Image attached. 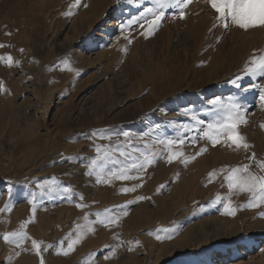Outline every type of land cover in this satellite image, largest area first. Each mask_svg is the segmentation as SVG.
Returning <instances> with one entry per match:
<instances>
[{"label":"rangeland","instance_id":"obj_1","mask_svg":"<svg viewBox=\"0 0 264 264\" xmlns=\"http://www.w3.org/2000/svg\"><path fill=\"white\" fill-rule=\"evenodd\" d=\"M196 1L0 0V160L9 161L0 170V193L7 192L0 199L1 264L22 257L31 262L21 264H53L70 253L63 261L72 264H264V56H240L210 96L205 88L189 90L180 101L150 104L137 124L114 122L153 100L151 79L171 64L179 74L191 66L182 19ZM223 5L221 21L210 26L218 34L209 57L232 52L250 29ZM200 51L192 66L203 63ZM31 86L38 102L28 99ZM165 104L186 121L159 115ZM157 118L170 134L135 137L133 129ZM195 171L208 194L176 201L175 188L191 184ZM65 188L71 203L60 193ZM90 188L104 198L90 201ZM69 205L71 218H64L60 210ZM71 233L72 247L65 245Z\"/></svg>","mask_w":264,"mask_h":264},{"label":"bare ground","instance_id":"obj_2","mask_svg":"<svg viewBox=\"0 0 264 264\" xmlns=\"http://www.w3.org/2000/svg\"><path fill=\"white\" fill-rule=\"evenodd\" d=\"M94 1H98V0H94ZM244 1L245 0H198L196 1L191 7H189L187 9V11L185 12V16L184 18L182 19V22L184 23V29H185V39H186V42H187V46H189V49H192L194 51V54L193 56H195L194 58V61L192 62L191 66L188 65L189 67L184 71L182 70L179 74V73H176L175 70L178 68H175L174 67H171V64L170 65V69L168 68L167 69V72L166 74H164L163 76H160V75H157L156 78H155V81L152 82L153 79H151V82L149 80V82L151 83V87H150V95L153 97L151 100V98H147L146 101H145V106L142 107V105L140 104L139 106H131L132 109L130 111H128V116L127 117H124L123 119H119L117 121H114L116 123L118 122H123V121H127L128 123H131V124H137V120L140 118L141 114H144L143 112L148 110L149 108V105H154V103L156 104L158 101H165L166 99H174V102H177L179 100V97L181 94L183 93H186V91H189V90H194V89H197L198 88H201V89H206L207 92L204 93L206 94L207 96L209 95H212V92L215 91V85L216 83L219 81V80H222L224 79L227 75H229V73H231L232 69L234 70V68L237 66V61L239 59L240 56H244V58L246 59L248 56H253V55H259V56H264V9L259 7L257 1L258 0H248L250 2V5L248 7H245L244 5ZM264 2V0H262ZM223 2H225V10H226V14H228V16L230 15V12L234 9V13L233 15H237L235 16V21L234 22L235 24H239L241 21H245L243 23V25H246V26H249V31L242 34L241 35V41H240V44H237L235 46H233L231 49H232V52H228L227 54L225 53H221V52H218V50H216L215 53L211 54L210 57L208 56L209 55V52H207L206 50H208V46L210 45L211 47L209 49H212L214 47V39L216 38V35L218 33H214L213 34V31L212 29L210 30V26H212L213 24L216 23V21L220 22L221 21V16H222V9L224 8V5H223ZM96 3V2H95ZM115 3V1H114ZM261 3V2H260ZM259 3V4H260ZM110 4V3H109ZM264 4V3H263ZM15 5V4H14ZM21 5V4H20ZM108 6V5H107ZM262 6V5H260ZM264 6V5H263ZM3 7V6H2ZM107 8V7H106ZM240 8H244V13H243V17L240 18L238 11L240 10ZM3 9V8H2ZM108 9V8H107ZM107 11H104L102 13V15L100 17H104V18H107V14H106ZM224 15V14H223ZM224 18V17H223ZM231 18V17H230ZM232 19V18H231ZM241 20V21H240ZM224 21V20H223ZM233 23V22H232ZM219 25V24H218ZM233 25V24H232ZM237 25L236 28H237ZM233 26V27H235ZM243 27V26H242ZM235 28V29H236ZM239 28V26H238ZM237 28V30H238ZM109 29H112V23H111V27ZM241 29V28H240ZM234 30V29H233ZM152 31V29H151ZM221 31V30H220ZM232 31V29H231ZM235 31V30H234ZM81 32V31H80ZM163 32V31H162ZM232 33V32H231ZM83 34V33H82ZM230 37V36H229ZM101 38V37H99ZM72 39V38H71ZM74 41V40H73ZM73 41H70V45L72 44ZM77 41V40H76ZM75 41V42H76ZM78 42V41H77ZM93 45V44H92ZM72 47V46H71ZM83 47V46H82ZM178 47V46H177ZM182 47V46H180ZM179 47V48H180ZM2 48V47H1ZM185 48V46H184ZM220 48V47H219ZM202 49V54L200 56V59H202L200 62H203L201 63V65H194V62H196L195 60L197 59V55L199 53V51ZM78 50V49H77ZM178 50V49H177ZM201 52V51H200ZM30 54V53H29ZM28 55V54H27ZM91 55V54H90ZM138 56V55H137ZM141 56V55H140ZM29 57V56H28ZM77 57H83L82 54L81 55H77ZM88 57V55H87ZM148 57V56H147ZM78 58V59H80ZM86 58V57H85ZM134 58V57H133ZM149 58V57H148ZM242 58V57H240ZM259 58V57H258ZM87 59V58H86ZM142 59V57H141ZM141 59H139V61H141ZM147 59V58H146ZM143 60V59H142ZM242 60V59H241ZM137 61V60H136ZM152 61V59H151ZM198 61V60H197ZM86 62V61H85ZM145 62V61H144ZM153 62V61H152ZM151 62V63H152ZM168 62V61H167ZM157 63V62H156ZM150 64V63H149ZM153 64V63H152ZM204 64H207V65H204ZM145 65V64H144ZM143 65V66H144ZM156 65V64H155ZM158 65V64H157ZM174 66V65H173ZM184 66V65H183ZM187 66V65H186ZM168 67V65H167ZM165 68V67H164ZM180 68V67H179ZM192 68V69H191ZM238 68V67H236ZM146 69H148V65L146 67ZM182 69V68H181ZM21 72V71H20ZM23 72V71H22ZM165 72V71H164ZM235 72V71H234ZM237 72V71H236ZM25 74V73H24ZM161 74V73H160ZM18 76H20V74H18ZM21 77V76H20ZM24 77V76H23ZM17 78V77H16ZM15 77L14 78H11L9 80H11L12 82L17 80ZM125 78V77H124ZM231 78V77H230ZM26 79V77H25ZM118 80V79H117ZM24 81V80H23ZM22 82V81H21ZM18 82H16L17 84ZM25 83V82H23ZM238 84V83H237ZM263 84V83H262ZM28 85V84H27ZM26 86V85H25ZM35 86V85H34ZM31 86L30 88V92H29V95L28 96V99L29 100H33V102H38L39 101V96L36 94V90H35V87H38V86ZM110 86V85H109ZM148 86V84H147ZM252 85H246L245 87L243 88H249L251 87ZM114 87V86H113ZM28 88V87H27ZM131 88V86L129 87ZM132 88H135V87H132ZM38 90V89H37ZM124 90V89H123ZM247 90V89H246ZM24 91V90H23ZM205 92V91H204ZM39 94V93H38ZM52 96V95H51ZM113 96V94H112ZM148 97V96H147ZM187 97V96H185ZM41 98V97H40ZM144 98V97H143ZM61 99V98H60ZM103 99V97H102ZM184 99V98H183ZM204 99H205V96H204ZM116 101V100H115ZM118 101V100H117ZM180 101V100H179ZM173 103V102H172ZM245 103V102H244ZM96 105V103H95ZM129 105V104H127ZM105 106V105H103ZM177 106V105H176ZM111 107V106H110ZM115 107V106H114ZM126 108V106H124ZM179 107V106H178ZM198 107V106H197ZM105 108V107H104ZM115 109V108H114ZM113 109V110H114ZM121 109V108H120ZM109 110V109H108ZM160 110V109H159ZM107 111V110H106ZM196 111V110H195ZM148 113V112H147ZM151 113V112H150ZM170 113V114H169ZM120 114V113H119ZM123 115V114H122ZM159 115L161 116H164V115H167L165 117V119L167 118H175V120H179L181 122H185L186 121V114L184 112H179L178 115H175L172 113L171 111V108H170V105H164L163 108L161 109ZM94 118V117H93ZM113 118V117H112ZM111 118V119H112ZM164 118V117H163ZM146 119V118H145ZM151 121V120H150ZM153 121V120H152ZM260 121V120H259ZM112 122V121H111ZM147 122V121H146ZM97 123V122H96ZM148 123V122H147ZM97 125V124H96ZM141 125V124H140ZM142 128V127H141ZM132 132L135 134V137H136V133H142L144 136H151L153 138L157 137V134L159 133L160 136L165 135L167 136L168 134L171 133V130L170 128H168V126L166 125H162V123H160V120H157L156 121H153L152 123L148 124V125H145V129H141V130H136V129H133ZM187 134V133H186ZM158 135V136H159ZM172 136V135H171ZM141 137V136H140ZM176 138V137H175ZM174 138V139H175ZM42 139V138H41ZM178 139V138H177ZM201 139V138H200ZM73 141V140H72ZM190 142V141H189ZM193 144V143H192ZM68 146V145H67ZM70 147V146H69ZM72 147V146H71ZM76 147V146H75ZM70 150V149H69ZM231 153V152H230ZM223 154V153H222ZM139 155V154H138ZM255 155V154H254ZM123 156V155H122ZM252 156V155H251ZM151 158H153L151 156ZM150 158V159H151ZM229 158V157H228ZM234 158V157H232ZM216 159V158H215ZM264 159V158H263ZM224 159H222L223 161ZM148 160H146L147 162ZM226 161V160H225ZM249 161V160H248ZM9 162V161H8ZM6 160H0V170L3 171L2 167L5 168V166H9V163H8ZM127 162V161H126ZM129 163V162H128ZM214 163V162H213ZM250 164V162H249ZM156 165V164H155ZM182 165V164H181ZM180 165V166H181ZM217 165V164H216ZM256 165V164H255ZM183 168H184V165H182ZM138 166H136L135 168H137ZM256 167V166H255ZM217 168V167H216ZM241 168V167H240ZM57 169V168H56ZM25 170V169H24ZM137 170V169H136ZM135 170V171H136ZM185 170V169H184ZM258 170V169H257ZM134 171V170H132ZM217 171V169L215 170H212V173H211V177H213V173ZM218 171L222 172V169L221 168H218ZM261 171V170H260ZM186 172V171H185ZM26 173V172H25ZM192 173V172H191ZM262 173V172H261ZM135 174V173H134ZM137 174V172H136ZM186 174V173H185ZM228 174V173H227ZM264 174V173H263ZM111 175V174H110ZM120 175V174H119ZM189 175L191 176V180H192V183L189 184V183H186L185 180H183L179 187L175 190L176 192L174 193L173 197L176 198V201L177 200H181L182 198L186 199L185 197H188L189 201L192 200V198L194 199L195 197H202L203 194H208V191L210 188L206 187L207 189L205 188H202V185H204V183L201 185L200 187V182L199 184L196 183V178L199 177L200 173L199 171H195L194 173H192V175L189 173ZM127 176L126 174H123L122 177H125ZM138 177L137 176H133L132 180H136ZM167 178V177H166ZM221 178V177H220ZM237 178V177H236ZM2 179V177L0 176V180ZM14 179V178H12ZM207 179V178H206ZM205 179V180H206ZM217 179V178H216ZM253 179V178H252ZM4 180V179H3ZM107 180V179H106ZM209 180V179H208ZM228 180V179H227ZM127 181V180H126ZM202 181V180H201ZM212 181V180H211ZM204 182V181H203ZM207 182V181H206ZM210 182V181H208ZM106 183V181H105ZM216 183V182H214ZM147 184V183H146ZM218 184V183H217ZM216 185V184H214ZM219 185V184H218ZM205 186V185H204ZM203 186V187H204ZM220 186V185H219ZM111 187V186H110ZM146 187V186H145ZM128 188L131 190L134 189V186L132 185V183H129L128 185ZM153 188V187H152ZM250 188V187H249ZM82 189V188H81ZM127 189V186L126 185H122V187L119 189V192L120 194L119 195H122L124 194V191ZM137 189V188H136ZM4 190V189H3ZM80 190V189H79ZM218 190V189H217ZM115 191V190H114ZM113 191V192H114ZM130 191V190H129ZM189 191V192H188ZM1 192V190H0ZM64 193V195L67 197L66 199L70 201V199H72V194H71V191L69 189H64V190H60V193ZM75 192V191H74ZM138 192V190H137ZM150 192H151V189H150ZM211 192V191H210ZM241 192V191H240ZM59 193V191H58ZM186 193H188V196L186 195ZM215 193V191H214ZM223 193V192H222ZM263 193V192H262ZM86 196L89 198L90 201H94V200H102L105 196V194L102 192V191H99L97 189H93V188H90L87 192H85ZM170 194V193H169ZM210 194V193H209ZM7 195V192L6 193H0V199L2 197H5ZM234 195V194H231V196ZM260 195V194H259ZM79 196V195H78ZM77 196V197H78ZM118 196V195H117ZM170 196V195H169ZM172 196V195H171ZM207 196V195H206ZM213 196V195H212ZM222 196V195H221ZM258 196V195H257ZM9 197V196H8ZM233 197V196H232ZM256 197V196H255ZM254 197V198H255ZM6 199V197H5ZM65 199V200H66ZM75 199V198H74ZM173 199V198H172ZM213 199V198H212ZM9 200V199H8ZM66 200V201H67ZM77 200V199H76ZM228 200V199H227ZM255 200V199H254ZM5 201V200H4ZM67 201V202H69ZM184 201V200H183ZM207 201H208V197H207ZM252 201V200H250ZM249 201V203H251ZM2 202V201H1ZM9 202V201H8ZM57 202V201H56ZM185 202V201H184ZM183 202V204H184ZM243 202H245V200H243ZM258 202V200H257ZM53 203V202H52ZM71 203V201H70ZM141 203V202H140ZM169 203V202H168ZM172 203V202H171ZM166 204L162 205V210L164 212H170L171 209H172V204ZM175 203V202H174ZM254 203V202H253ZM252 203V204H253ZM137 204V203H136ZM255 204V203H254ZM25 205V204H24ZM102 205V204H101ZM176 205V204H174ZM182 205V202L179 201L177 202V205L173 208V211L176 209V208H180L181 209V206ZM246 205V204H245ZM250 205V204H249ZM139 206V205H138ZM185 206V205H184ZM194 206V205H193ZM199 207V205H197ZM248 206V205H247ZM246 206V207H247ZM254 206V205H253ZM61 207H64V206H61ZM190 207V206H189ZM245 207V206H244ZM7 209V208H6ZM19 209H22V207H19ZM59 209V208H58ZM252 209V208H251ZM8 210V209H7ZM139 210V209H138ZM137 210V211H138ZM141 210V209H140ZM254 210V209H253ZM60 211H65V216L64 218H68L71 213H72V207H70V205L66 208H62ZM59 211V212H60ZM178 211V210H177ZM188 211V210H187ZM158 212V211H157ZM185 212V210L183 211ZM181 212V213H183ZM49 213V212H48ZM144 213V212H143ZM163 213V212H162ZM179 213V211H178ZM18 214V213H17ZM137 214V213H136ZM152 214V213H150ZM235 214V212H234ZM141 215V214H140ZM180 215V214H179ZM178 215V217H179ZM246 215V214H245ZM244 215V216H245ZM62 216V214L60 215ZM177 216V214H176ZM55 217V216H54ZM58 217V216H57ZM138 217V216H136ZM14 218V216H13ZM63 218V219H64ZM71 218V216H70ZM234 218V217H233ZM247 218V217H245ZM19 219V218H18ZM201 219V218H200ZM20 220V219H19ZM62 220V219H61ZM207 220H203V221H198L194 224L195 225H201V224H204V222H206ZM243 221V220H242ZM215 222V221H214ZM15 223V222H13ZM51 223H60V218H57V219H53ZM220 224H223L224 223H220ZM219 224V225H220ZM55 226V225H54ZM58 226V225H57ZM193 226V227H194ZM229 229V228H228ZM56 230V229H55ZM190 230V229H188ZM207 230V229H206ZM234 233H237L238 231H240V229L235 226L234 228ZM216 231V230H215ZM223 231V230H222ZM186 232V231H184ZM189 232V231H188ZM225 232V231H224ZM233 231L229 234H232ZM184 234V233H183ZM190 234V233H188ZM192 235V234H191ZM68 237V238H67ZM66 237L65 239V242H67L65 245H69L72 247V233L69 234L68 236ZM61 239V237H60ZM43 240V239H42ZM54 240V239H53ZM52 240V241H53ZM56 240V239H55ZM179 240V238H178ZM175 241L173 246V250H179L178 249V244H180V241ZM60 241V240H59ZM57 242V241H56ZM116 242V241H115ZM250 242L249 241L247 243V248H251L250 247ZM69 243V244H68ZM235 244V243H234ZM26 245V244H25ZM62 246V244H61ZM64 246V245H63ZM234 246V245H233ZM153 248V247H152ZM26 249V248H24ZM54 249V248H53ZM59 249V248H58ZM182 249V248H181ZM155 250V249H154ZM161 250V249H160ZM42 251V250H41ZM29 252V251H28ZM31 252V251H30ZM155 252V251H154ZM158 252V251H157ZM26 253V252H25ZM156 253V252H155ZM159 253V252H158ZM49 254V253H48ZM66 254V253H64ZM50 255V254H49ZM72 256V253L70 254H67L65 256ZM130 255V254H129ZM160 255V254H159ZM162 255V254H161ZM57 256V255H56ZM63 256V257H65ZM145 256V255H144ZM158 256V255H157ZM27 257V256H25ZM52 257V256H50ZM63 257H57L53 264H72V258H70L69 260L67 259L66 261H63ZM134 257V256H133ZM155 257V256H154ZM205 257L207 258V260L209 261L210 258H208V254L205 253ZM23 258V257H22ZM20 259L22 260L21 263H26L28 260L26 259ZM39 258V257H38ZM66 258V257H65ZM137 258V257H136ZM135 258V259H136ZM156 258V257H155ZM160 258V257H159ZM36 259V258H35ZM145 259V258H144ZM204 257L203 259H200V263L204 262ZM1 260V259H0ZM134 260V259H133ZM148 260V259H147ZM206 260V259H205ZM30 261V260H29ZM159 261V260H158ZM31 262V261H30ZM34 262V261H33ZM138 261H136V263L134 264H139L137 263ZM156 262V261H155ZM20 263V264H21ZM1 264V262H0ZM109 264V263H108ZM187 264H191V263H187Z\"/></svg>","mask_w":264,"mask_h":264}]
</instances>
